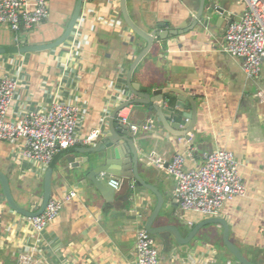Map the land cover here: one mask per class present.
<instances>
[{"label":"crops","instance_id":"obj_1","mask_svg":"<svg viewBox=\"0 0 264 264\" xmlns=\"http://www.w3.org/2000/svg\"><path fill=\"white\" fill-rule=\"evenodd\" d=\"M77 1L49 0V18L21 34L19 43L8 27L0 26V78L9 76L20 82L12 118L26 111L49 110L56 98L77 104L81 109L79 134L97 129L103 133L88 149L101 146L104 138L111 135L113 112L124 104L120 99L130 92L127 76L131 65L147 44L127 27L120 0H92L83 2L77 25L65 44L48 51L20 53L22 47L58 39ZM222 2L228 18L218 22L214 16L206 28L194 22L201 0H127L131 18L146 32L158 30L159 24L164 26L160 30L176 32L154 43L137 66L132 81L140 84L143 92H169L164 95L168 101L164 114L172 123L185 126L183 114L192 112V100L197 110L190 140L170 135L160 119L152 120L146 115L151 114L146 105H130L122 113L137 126L151 124L147 131L141 128L137 137L142 144H150L142 160L154 167V172L151 176L140 168V174L164 199L155 227L175 226L183 238L206 218L191 213H186L184 220L179 218L176 184L154 161L170 163L174 155L186 156L193 148V156L185 163L186 169H192L202 164L204 154L214 150L225 149L236 155L246 195L227 204L219 218L229 224L230 239L241 252L254 264H264V102L258 97L264 90V67L256 80H249L241 60L223 51L226 30L230 22L240 20L245 3L218 0V4ZM174 90L184 96L182 108L176 107L178 94ZM116 122L121 125L118 115ZM166 125L173 131L169 123ZM122 143L120 140L117 145L119 151ZM21 147L22 143L0 141V172L9 178L16 201L33 210L43 192L47 170L40 172L36 166L17 159ZM85 150V146L66 149L49 167L53 169L54 197L71 191L78 196L66 203L58 220L37 241L28 219L11 211L0 191L1 264H20L19 257L26 248H35V264H136L138 231L146 228L158 198L135 179L131 181L133 191L128 201L124 199L127 185L116 192L113 201L104 198L87 179L89 172L80 169L91 156ZM101 177L108 182L119 179ZM190 221L194 226L189 225ZM222 232L218 225H206L184 246L170 234H166L170 243L155 238L160 264H237L222 248Z\"/></svg>","mask_w":264,"mask_h":264},{"label":"built area","instance_id":"obj_2","mask_svg":"<svg viewBox=\"0 0 264 264\" xmlns=\"http://www.w3.org/2000/svg\"><path fill=\"white\" fill-rule=\"evenodd\" d=\"M92 0H83L91 2ZM245 10L239 21L230 22L225 33L224 52L242 62V71L249 80H256L264 67V0H243ZM49 0H0V26L8 27L20 42L21 34L41 25L49 18ZM1 60V58H0ZM20 82L16 78H0V141L20 144L16 158L36 166L45 172L54 158L62 151L75 146H93L100 140L102 130L79 134L81 109L77 104L58 98L49 110L26 111L12 118L11 112ZM258 97L264 102V90ZM132 99L130 92L120 99L122 103ZM128 109V107L124 108ZM122 109L118 113L120 124L128 125L136 134L141 128L149 130L151 124L143 127L130 123ZM191 148L186 156L176 154L168 167L161 159L154 161L173 178L175 200L179 218L186 213L210 219L219 218L227 204L246 195V187L240 175L241 163L229 150L218 149L204 154L203 162L196 168L186 169V158L193 156ZM123 179L114 178L109 182L120 191ZM76 191L61 197H52L45 211L38 217L28 219L37 241L59 218L66 203L77 198ZM189 225L194 226L190 221ZM35 248H26L19 257L20 264H35ZM136 264H160V255L155 238L146 229L138 231L136 240ZM228 264H234L231 261ZM239 264V263H237Z\"/></svg>","mask_w":264,"mask_h":264},{"label":"water","instance_id":"obj_3","mask_svg":"<svg viewBox=\"0 0 264 264\" xmlns=\"http://www.w3.org/2000/svg\"><path fill=\"white\" fill-rule=\"evenodd\" d=\"M121 14L124 22L127 27L139 38L144 40L147 44L146 48L137 56L134 62L131 65L130 71L127 76V84L128 89L135 97L134 100H130L120 106L113 112V115L110 119V131L111 135H108L104 138L101 143V146L86 148V154H90V157H87L84 162L85 165L80 167V169L89 172L87 179H90L94 188L98 190L106 199L110 201L114 200L117 190H115L112 186H110L108 180L106 178H102V175L106 176H114L119 177L124 180V184L122 188L127 185L129 186V190L126 193L124 199L128 201L130 198V194L133 191V187L131 181L135 179L142 187L150 190L154 194H156L158 198V203L150 216L147 224L146 230L149 232L154 238H157L161 241L165 240V242L170 243L169 236L172 235L176 242L181 246L189 245L195 236L199 233V231L206 225H218L223 229L222 232V243L225 248L229 251V253L236 259L239 264H254L250 261L241 250L231 241L230 239V227L229 224L222 218H210L201 222L199 225L194 227L189 236L187 238H183L175 226H161L155 227V221L159 218L160 213L164 206V199L160 192L151 184L147 183L146 179L141 176L140 168H144L146 174L153 176V168L151 165H146L143 162V157L148 154L147 151L150 149L145 144H142L138 139V133L133 136H130V128L128 125H119L116 122V116L118 113L134 104L146 105L148 107V112H151L149 115L152 120L155 118L160 119L163 125L166 128V131L170 133V135L174 137H182L190 140L189 134L192 133L194 129V125L196 122V103L192 100V112L184 113L183 118L186 120L185 126H182L181 123L175 122L172 123L168 120V115L164 114V109L166 108V103L168 101L164 100V95H168L169 92L163 89H153L151 93L141 91L140 84H136L132 81L133 74L140 64V62L149 54L150 50L153 48L155 42L167 40L170 36L175 35L176 32L173 30H160V27H164L163 24H159V29L153 31L151 33L146 32L142 28H140L131 18L128 7L127 0H120ZM83 10V0H78L74 13L72 14L63 34L56 39L54 42L43 45H35L29 47H22L20 49V53L26 54L31 52H41L48 51L52 49H56L63 44H65L72 32L74 31L80 14ZM194 22L197 25H202L204 27H208L212 17L217 16L218 22L222 21V19L228 18V10H226L224 3L218 4V0H201V4L198 8L197 14L195 13ZM196 25V26H197ZM168 28V26H166ZM176 94H178L176 107L182 108L184 102V96L181 92L174 90ZM173 111V109H171ZM173 129L170 131L167 128V125ZM184 127V128H183ZM176 131V132H174ZM120 140L123 141V148L121 151L117 148ZM111 144V146H109ZM169 163H166L165 167H168ZM86 166V167H85ZM154 166V165H153ZM74 178H76L74 176ZM129 181V182H127ZM63 184V182H61ZM0 187L1 192L6 200L7 206L11 211L16 213L19 216H22L27 219H32L40 216L46 209L50 199L53 195V169L48 168L43 180V192L38 201V206L35 209H27L22 206L19 202L16 201L9 178L3 173L0 172ZM167 234V235H166Z\"/></svg>","mask_w":264,"mask_h":264},{"label":"trees","instance_id":"obj_4","mask_svg":"<svg viewBox=\"0 0 264 264\" xmlns=\"http://www.w3.org/2000/svg\"><path fill=\"white\" fill-rule=\"evenodd\" d=\"M222 248H224L226 251H228V250L225 248V246H223V245H222ZM235 260H236V259H235Z\"/></svg>","mask_w":264,"mask_h":264},{"label":"rangeland","instance_id":"obj_5","mask_svg":"<svg viewBox=\"0 0 264 264\" xmlns=\"http://www.w3.org/2000/svg\"><path fill=\"white\" fill-rule=\"evenodd\" d=\"M1 191V190H0ZM212 226H214V225H212ZM211 227V226H210ZM0 264H1V262H0ZM2 264H4V263H2Z\"/></svg>","mask_w":264,"mask_h":264},{"label":"bare ground","instance_id":"obj_6","mask_svg":"<svg viewBox=\"0 0 264 264\" xmlns=\"http://www.w3.org/2000/svg\"><path fill=\"white\" fill-rule=\"evenodd\" d=\"M51 166V165H50Z\"/></svg>","mask_w":264,"mask_h":264}]
</instances>
